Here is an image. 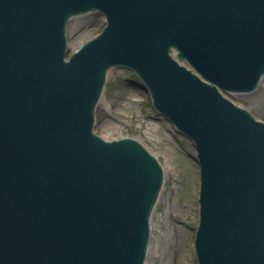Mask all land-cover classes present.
Wrapping results in <instances>:
<instances>
[{
	"label": "water",
	"instance_id": "95a60500",
	"mask_svg": "<svg viewBox=\"0 0 264 264\" xmlns=\"http://www.w3.org/2000/svg\"><path fill=\"white\" fill-rule=\"evenodd\" d=\"M111 68L195 146L198 264H264V122L225 97L264 76V0H0V264H145L164 172L94 133Z\"/></svg>",
	"mask_w": 264,
	"mask_h": 264
},
{
	"label": "rangeland",
	"instance_id": "374dc122",
	"mask_svg": "<svg viewBox=\"0 0 264 264\" xmlns=\"http://www.w3.org/2000/svg\"><path fill=\"white\" fill-rule=\"evenodd\" d=\"M78 17H83L85 22L78 26L71 23L67 29L71 52L95 38L105 25L104 17L98 12ZM141 84L129 71L111 70L96 110L94 131L104 139L136 138L163 166L164 185L152 215L150 245L155 256H150L147 264H197L194 250L198 227L196 150L154 109L150 94ZM243 96L234 95L230 99L264 121V81L253 96Z\"/></svg>",
	"mask_w": 264,
	"mask_h": 264
},
{
	"label": "bare ground",
	"instance_id": "6f19581e",
	"mask_svg": "<svg viewBox=\"0 0 264 264\" xmlns=\"http://www.w3.org/2000/svg\"><path fill=\"white\" fill-rule=\"evenodd\" d=\"M81 21V22H80ZM83 22H85V19L83 18V17H73L72 19H70V23L69 24H71V23H74L76 26H78V25H81ZM70 25H68V27H69ZM68 29V28H67ZM70 49H71V46H70ZM111 71V70H110ZM109 71V72H110ZM264 81V76H263V78H262V80H261V82H260V84L262 83ZM259 84V85H260ZM260 87V86H259ZM258 87V88H259ZM258 90V89H257ZM249 93H247V94H239V95H235V96H238V97H242L243 95H245V96H247ZM245 96H243V97H245ZM251 96H253V93H251L250 95H248L247 97H251ZM192 151V150H191ZM193 153H195L194 151H192ZM191 152V153H192ZM192 153V154H193ZM196 155V154H195ZM148 254H149V257L150 256H155V252L153 253V248H152V246L150 245V247H149V250H148ZM147 264V263H146Z\"/></svg>",
	"mask_w": 264,
	"mask_h": 264
}]
</instances>
